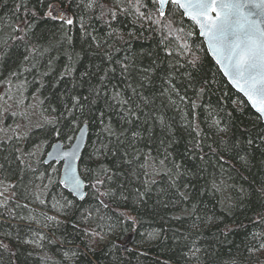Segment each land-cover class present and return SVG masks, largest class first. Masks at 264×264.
Wrapping results in <instances>:
<instances>
[{"label": "snow or ice", "instance_id": "1", "mask_svg": "<svg viewBox=\"0 0 264 264\" xmlns=\"http://www.w3.org/2000/svg\"><path fill=\"white\" fill-rule=\"evenodd\" d=\"M10 17L0 264H139L157 249L153 264H224L225 246L227 264H264V0H17ZM185 17L246 100L175 27ZM53 186L68 193L56 215L21 214ZM146 217L158 226L141 231Z\"/></svg>", "mask_w": 264, "mask_h": 264}, {"label": "trees", "instance_id": "2", "mask_svg": "<svg viewBox=\"0 0 264 264\" xmlns=\"http://www.w3.org/2000/svg\"><path fill=\"white\" fill-rule=\"evenodd\" d=\"M16 2H17V0H7L6 6L0 7V29H2V30H0V36H5V38H6V33L11 31V29L8 28L7 25L13 23V21L10 17V11L13 8V4ZM3 4H5V0H0V5H3ZM172 7L174 8L175 6H172ZM179 19H180V17L178 14L177 20H179ZM175 27L176 28L182 27L184 29L185 33L188 31H193V32L197 33L196 35L188 38L187 42L191 43L193 40H195L197 45H201L202 47H204L205 51L202 52L201 55L205 56V59H206L205 67H206V69H210L212 72L216 73L217 79L220 81V86L224 89L225 92H228L229 94L233 95L234 97L239 96L241 99H245L240 93H238L228 83L226 78L223 76L222 72L218 71V66L215 65L214 61L212 60L209 53L207 52L206 46L203 43V39L198 35V29L195 27V25L185 17L183 19V22L181 24H177ZM145 35H151V37H152V40L150 41L151 43L158 42L162 39V36L159 32L152 33V34L145 33ZM172 37H178V40H173V44H175L177 42H180V43L184 42L183 33H177L175 31V28L173 29ZM172 37H166V38L168 40H172ZM28 79H31V77L29 76ZM32 91H34V89H30L29 93L26 94L28 96V99L25 101V104L34 103L32 96H31ZM45 95H46V93H45ZM247 111L251 114L255 113V111L251 108L250 105L248 106ZM37 112H39V109H37ZM37 118H38V116H37ZM47 167H48L47 165H43L40 170L43 171ZM52 167L58 168L60 166L53 164ZM0 179H5V178L0 177ZM157 179H159V178H157ZM13 182H15V178H13ZM36 183L39 185L41 182L37 180ZM43 183L46 184L47 181H44ZM61 192L64 195H68V193L65 189H63L62 187H56V186H53V188L50 190V194L48 192L41 194L40 199L45 201L44 204H40L38 200L31 199V198L28 201L21 200L20 201L21 203H28L29 204V208L24 209L21 214L25 215V216L31 215L40 221L43 220V216L40 215L41 213H46L47 215H56L58 208L52 209L51 205L55 202L53 197H56L58 199L59 197L57 196V193H61ZM205 202L207 203L209 208H211L212 204L215 203L214 200L210 202L208 199H206ZM85 206L87 207V204ZM216 211L217 212L221 211L220 205L218 203H216ZM177 214H180L179 210H177ZM145 220H146V222H145L143 228L141 229V231H144L146 229L151 230L152 228L158 226V221L149 220V218H147V217L145 218ZM182 220L184 221V224H183L184 228L190 226L192 223V220L190 218H188L187 216H182ZM174 226L175 227H181V225L179 223L175 224ZM36 227H39V225L37 224ZM244 239H245V237H244L243 233L230 237V240L234 242L235 247H242V241H244ZM234 250L235 249H232V251H234ZM159 251L160 250L157 249V251L149 253L150 258H143V257L140 258L139 264H153V262L157 259V253ZM228 252H229V249L227 246H225V252L222 256V260H223L224 264H227L228 260L230 259ZM52 254L54 255V252ZM159 259L167 260L168 255H160ZM262 259H264V257H262ZM31 264H42V262L40 261L39 257H34L31 261ZM133 264H138L135 257H133ZM170 264H177V261L172 260V261H170ZM245 264H246V262H245Z\"/></svg>", "mask_w": 264, "mask_h": 264}, {"label": "water", "instance_id": "3", "mask_svg": "<svg viewBox=\"0 0 264 264\" xmlns=\"http://www.w3.org/2000/svg\"><path fill=\"white\" fill-rule=\"evenodd\" d=\"M187 18V17H186ZM188 19V18H187ZM188 20H190V19H188ZM191 21V20H190ZM192 22V21H191ZM193 24H194V22H192ZM198 29V28H197ZM199 31V30H198ZM203 40H204V38L203 37H201ZM205 46H206V44H205ZM209 55H210V57H211V54L209 53ZM212 58V57H211ZM222 72V71H221ZM222 74H223V72H222ZM223 76H224V74H223ZM225 78H226V80L228 81V78L226 77V76H224ZM228 83L231 85V83L228 81ZM232 86V85H231ZM233 87V86H232ZM234 88V87H233ZM235 89V88H234ZM237 92H238V90L237 89H235ZM239 93V92H238ZM241 94V93H240ZM242 95V94H241ZM243 96V95H242ZM246 99V98H245ZM254 110V109H253ZM255 111V110H254ZM85 143H87V138H86V141H85ZM49 151H51V149H49ZM51 164H53V163H55L54 161H49ZM63 188V187H62ZM67 191V190H66Z\"/></svg>", "mask_w": 264, "mask_h": 264}]
</instances>
